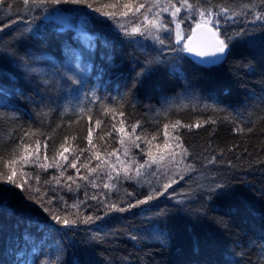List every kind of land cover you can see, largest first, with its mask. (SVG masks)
<instances>
[{
	"label": "trees",
	"instance_id": "1",
	"mask_svg": "<svg viewBox=\"0 0 264 264\" xmlns=\"http://www.w3.org/2000/svg\"><path fill=\"white\" fill-rule=\"evenodd\" d=\"M7 2L10 14L0 9V154L29 131L44 134L32 140L41 141V157L48 141L49 160L44 162L52 163L53 149L65 137L72 150L86 146L88 127L103 157L98 135L106 131L105 125L119 127L120 120L129 133L128 125L138 121L137 134L143 130L149 139L160 131L153 144L161 147L164 123H217L181 129L189 153L177 171L183 179L177 178L164 195L134 207L129 205L153 188L160 191L171 171L165 174L154 164L137 176L138 165H133L127 178L117 165L119 177L113 173L109 181L103 173L90 176L97 185L93 187L67 165L65 176L76 177L75 182L60 177L56 168L25 166L26 173L39 175V184L33 179L28 183L39 187L40 192L32 194H43L46 206L61 215L78 211L81 218L94 219L65 227L28 200L27 193L13 189L15 195L9 193L6 204L0 197V264H264V121L259 119L264 115V26L251 23L254 11H264V0H211L233 11H241L245 3L253 5L234 20L222 19L221 38L231 39L225 60L214 67L194 62L167 32L160 33L166 41L160 45L147 34L127 36L115 22L82 6L59 5L61 11L45 19L40 9L26 11L19 0ZM59 14L78 16L87 26L83 31L66 27L57 21ZM162 15L165 22L171 20L168 13ZM138 19L130 15L123 22L127 26ZM195 19L182 23L186 38ZM169 27L174 28L173 23ZM93 93L100 99L93 101ZM120 99L125 100V116L117 111L101 117L104 125L96 128L101 103L115 105ZM81 107L92 109L91 123L80 119ZM237 127L253 131L238 133ZM173 135L170 131L168 139ZM104 143L110 145L108 151L120 147L116 132L105 136ZM139 143L140 149L132 148L128 157L122 149L116 155L126 164L133 156L143 163L147 145ZM65 154L72 159L71 152ZM88 155L81 156V162ZM185 165L193 167L184 171ZM87 174L80 169L81 176ZM53 177H60V183H45ZM105 183L115 187L104 188ZM3 188L12 186L0 183ZM110 204L125 211L110 209Z\"/></svg>",
	"mask_w": 264,
	"mask_h": 264
},
{
	"label": "snow or ice",
	"instance_id": "2",
	"mask_svg": "<svg viewBox=\"0 0 264 264\" xmlns=\"http://www.w3.org/2000/svg\"><path fill=\"white\" fill-rule=\"evenodd\" d=\"M22 5L25 6L26 11H31L33 8L40 9L46 13L45 19L53 18L57 13L61 11L59 5L62 4H71L82 6L86 9H90L92 12L98 13L99 16L107 18L116 23L117 27L124 32L127 36H145L147 34L151 39L158 42L160 45L166 43L165 39L161 37V32H167L170 39H174V43L180 45L184 41L185 35L184 30L181 29V24L185 19H191L192 17H197L193 22L195 24V29L187 36V40L191 42L192 38L197 35L196 29L201 30L200 35L206 40V47L210 48L211 51L206 50L205 48H200L198 50L195 46H190V43H184L182 47L178 50L195 52L197 56H223L229 48L228 40L221 38V33L219 25L221 24L222 19L224 21L234 20L237 16L244 15L243 9H252L253 5L251 3H245L242 5L241 11H233V9L226 4H212L211 0H19ZM179 5V6H177ZM49 8L52 11H49ZM0 9H7L9 14L11 12V4L7 0H0ZM141 9H144L141 12ZM155 9V11H153ZM184 11L185 15L180 16L181 11ZM151 13V16L149 15ZM163 13H168L171 17V20L168 22L164 21ZM139 17L138 21L133 24L131 21H128L127 26L123 22L125 18L129 16ZM262 22L261 26H264V11H254L253 20L251 23ZM103 22V21H101ZM12 23H16L15 20ZM174 23L175 28H170L169 24ZM9 24H5L4 27H9ZM0 30H3L0 28ZM174 34V36H173ZM177 50V49H173ZM215 63L216 61H210ZM68 80L76 83L78 81L74 80L73 77H67ZM93 101L99 100L100 98L93 93ZM101 112L98 117L95 119L96 128H101V125H104V120L101 117H107L110 114H115L119 111L121 117L125 116V100L120 99L115 105L112 104H103L100 105ZM166 115V113H165ZM252 114L249 113V116ZM80 119H86L91 123L93 119L92 109H85L84 107L79 108ZM112 119L115 120V115H112ZM225 119H230L226 117ZM260 120L264 121V115L259 117ZM79 121H76L78 123ZM216 124L215 119L205 120L203 122L196 121L195 123H182L180 120L169 121L163 124L162 134L165 137L163 141V146L160 144H153L157 140L158 136L161 135L160 131H157L155 134L151 135V138H148L143 130L140 134H137V128L140 127V123L128 125L131 128V133L127 131L125 127V120L119 121V127L115 123L111 125H105V130H102L98 135V141L101 146L104 148L105 156L102 157L100 151L96 150V144L93 143V129L88 127L86 136L84 139L87 140V145L80 147L77 145L76 149L72 150L70 147L66 146L68 144L69 138L65 137L64 141L59 144V147H55L52 152L51 161L52 163H45L44 161L49 160L48 156V141L43 142L44 154L41 157L40 148L41 141L37 138L34 141L33 137H38L44 135L40 132H26L24 136L19 140L15 146L11 147L6 154H0V183L5 185H11L12 188H3L0 189V197L3 198V203H7L9 193L15 195L13 189H20L21 192L27 193V199L32 200L34 203L39 204L44 212L48 213L53 221L57 224H62L65 227H71L76 225L78 222L89 223L93 221L92 216L80 217L79 212L75 214L61 215L58 210H53L50 207L45 205L43 201V194L40 196H34L32 193H39V187H35L34 184H29L28 179H33L35 184H39L40 177L35 175L34 177L30 173L24 171L25 166L27 165H36L43 170H47L49 167L56 168L60 170V177H63L67 181L75 182L76 177H79L82 180H86L93 187H96L95 179H90V176L95 175L97 178L100 173H103L109 181L114 179L113 173L116 177L120 176V171L117 170V165H119L120 170L127 178L129 172L132 169L133 165H138L135 168L136 175L141 174V169L145 167H151L155 165H164L165 161L168 163L177 162L182 163L184 158L189 154L188 150L184 147L183 141L181 138V129H187L191 131L193 127L200 128L204 124ZM238 133H243L245 131L252 132L253 128L248 127H237L235 129ZM170 131L175 133L171 136L169 140ZM117 133V139L119 140V148L112 149L108 151L110 145L104 143L105 136L111 137L112 133ZM52 137L49 136L48 139ZM72 140H75L76 137H71ZM30 141V142H26ZM143 142L147 145L146 155L148 159L143 163H139L133 156L132 160L125 163L120 156L116 155L118 151L122 149V155L128 157L131 154V149L136 148L140 149V143ZM34 145V147H33ZM153 147L157 150H160L159 157L153 155ZM178 149L179 151H176ZM141 151H145L141 149ZM71 152L72 159L69 160V156L65 153ZM85 153H89L85 157L84 161L81 162V156H84ZM112 157H115V160H112ZM179 157V160L177 158ZM95 160L99 163H96L94 167H90L91 162ZM80 164V167H77V164ZM65 165L68 168L76 170V177L72 175L65 176ZM193 167V165H185L184 171H188ZM83 168L88 173L87 175L81 176L80 169ZM19 172V176L17 173ZM180 175V178L183 179V174L177 172L171 177H168L167 181L161 185V190L157 191L155 188L142 200L136 201L135 205H129V207H134L140 204H146L149 201L157 199L159 196L164 195L173 184L178 181L175 179V175ZM60 177H53L52 181L46 180L45 183H60ZM69 190L71 186L69 185ZM79 187V185H78ZM104 188H114V184L105 183ZM96 199L95 196L92 197ZM47 204H51V200L47 201ZM73 208L78 209V204H73ZM110 209H115L117 211H125L124 208L118 207L116 204L108 205ZM75 216V218H70ZM99 219V217H96Z\"/></svg>",
	"mask_w": 264,
	"mask_h": 264
},
{
	"label": "rangeland",
	"instance_id": "3",
	"mask_svg": "<svg viewBox=\"0 0 264 264\" xmlns=\"http://www.w3.org/2000/svg\"><path fill=\"white\" fill-rule=\"evenodd\" d=\"M56 19L59 23H62L66 27H69V26L76 27V28L79 27V28H81V30L78 28L80 31H83L85 29V27L87 26V20H83L78 16L59 14L56 16ZM173 27L175 28L174 23H173ZM181 29L183 30L182 24H181ZM186 39L181 42V44H180L181 46L185 43ZM152 151H153V153H156L155 157H159L160 150L156 149V150H152ZM176 151H178V150H176ZM177 160H179V157L177 158ZM158 167L164 168L166 170L165 174L169 173L168 171H171L172 176L177 173L179 168H181L180 163H177V162L168 163L167 161H165L164 165H162V166L158 165ZM174 171L176 173H174ZM179 172L181 173V170ZM179 177H180V175H178V174L175 175V179H177ZM167 179H168V177H167Z\"/></svg>",
	"mask_w": 264,
	"mask_h": 264
},
{
	"label": "water",
	"instance_id": "4",
	"mask_svg": "<svg viewBox=\"0 0 264 264\" xmlns=\"http://www.w3.org/2000/svg\"><path fill=\"white\" fill-rule=\"evenodd\" d=\"M200 31L201 30L196 29L197 35L192 38L191 42H189L186 39L185 43H190V46H195V47L198 48V50L200 48H205L206 50L211 51L210 48L206 47V40L201 37ZM227 52H228V50L226 51V53L223 56H211V55H208V56H197L195 54V52L186 51V55L189 58H191L194 62L199 64V65H202V66H205V67H214V66H217V65L221 64L225 60V58L227 56ZM210 61H216V62L215 63H211Z\"/></svg>",
	"mask_w": 264,
	"mask_h": 264
}]
</instances>
